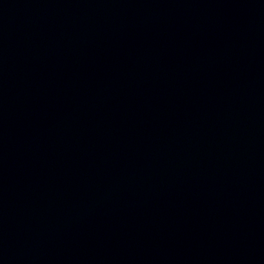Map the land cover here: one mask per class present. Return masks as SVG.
I'll list each match as a JSON object with an SVG mask.
<instances>
[{"label":"water","instance_id":"water-1","mask_svg":"<svg viewBox=\"0 0 264 264\" xmlns=\"http://www.w3.org/2000/svg\"><path fill=\"white\" fill-rule=\"evenodd\" d=\"M0 264H264V0H0Z\"/></svg>","mask_w":264,"mask_h":264}]
</instances>
